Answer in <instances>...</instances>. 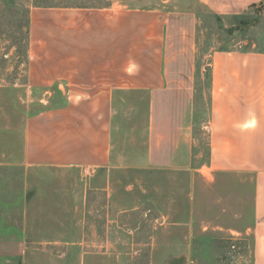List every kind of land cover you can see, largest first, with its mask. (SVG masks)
<instances>
[{
  "label": "crops",
  "instance_id": "1",
  "mask_svg": "<svg viewBox=\"0 0 264 264\" xmlns=\"http://www.w3.org/2000/svg\"><path fill=\"white\" fill-rule=\"evenodd\" d=\"M157 1L32 15L26 60L0 85V261L61 244L50 215L108 203L119 171L206 169L249 178L245 245L264 264V47H207L202 15L224 22L264 0ZM202 130L208 160L196 164Z\"/></svg>",
  "mask_w": 264,
  "mask_h": 264
},
{
  "label": "rangeland",
  "instance_id": "2",
  "mask_svg": "<svg viewBox=\"0 0 264 264\" xmlns=\"http://www.w3.org/2000/svg\"><path fill=\"white\" fill-rule=\"evenodd\" d=\"M107 1L0 0V85L17 78L16 65L26 60L38 7L100 8ZM155 1L136 0L147 6ZM202 15L207 47H264V5L250 6L224 22ZM208 83L206 76L201 89L207 91ZM195 132V163L200 164L208 160L207 133ZM113 186L108 203L93 196L76 215H50L56 222L61 217L66 227L60 231L61 244L30 245L23 258H1L0 264H250L245 245L251 214L249 178L209 176L206 169L195 175L123 170L113 176ZM107 222L122 226L106 228ZM71 237L77 243H69Z\"/></svg>",
  "mask_w": 264,
  "mask_h": 264
}]
</instances>
